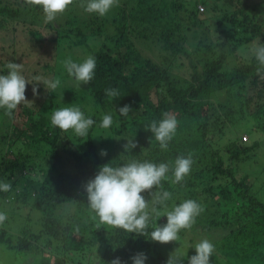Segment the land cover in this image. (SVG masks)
<instances>
[{"label": "trees", "instance_id": "obj_1", "mask_svg": "<svg viewBox=\"0 0 264 264\" xmlns=\"http://www.w3.org/2000/svg\"><path fill=\"white\" fill-rule=\"evenodd\" d=\"M118 6L99 18L82 8L83 15H67L61 26L45 23L39 6L0 0V75L13 62L23 65L29 82L35 76L61 81L59 95L39 82L34 95L33 84H27L25 95L31 97L11 118L0 109V138L11 140L0 162V179L11 181V188L0 197L40 215L37 233L22 232L14 241L0 229V244L13 251L15 261L39 256L35 264H110L117 257L132 264L137 253L146 255L145 264H166L160 243L101 224L87 203L84 186L101 166L135 160L169 165L153 189L171 194L168 208L156 206L161 214L188 199L203 208L191 229L178 234L190 250L207 239L214 245L210 264H264V196L258 188L264 190V66L255 54L248 60L237 54L254 40L264 46V0H125ZM38 24L52 32L43 53H54V60L40 54L44 36ZM16 47L23 52L13 59L9 54ZM88 56L96 59L94 77L71 97L72 77L63 61L81 63ZM111 88L121 96L110 102L105 90ZM62 97L67 106L59 102ZM125 105L131 108L127 117L118 112ZM64 107H79L95 121L85 137L52 126V114ZM165 113L178 124L162 150L148 126ZM104 115L113 119L107 129L100 127ZM131 138L137 147L124 151ZM189 154V174L173 183L176 158ZM141 195L150 211V194ZM64 204H73V212L57 214ZM150 215L148 234L166 219Z\"/></svg>", "mask_w": 264, "mask_h": 264}, {"label": "clouds", "instance_id": "obj_2", "mask_svg": "<svg viewBox=\"0 0 264 264\" xmlns=\"http://www.w3.org/2000/svg\"><path fill=\"white\" fill-rule=\"evenodd\" d=\"M28 6H39L42 8L45 23L52 22L58 14L66 11L74 0H23ZM84 11L95 13L100 17L105 16L113 7L118 6V0H87L86 5L81 3ZM198 5V9H199ZM200 11H204L200 10ZM256 60L264 66V46L254 49ZM64 68L70 77L77 82V86L88 84L94 77L96 59L88 56L81 63L72 59L63 61ZM7 75H0V109H4V115L12 117L13 110L18 105L27 102L25 98L26 85L33 84V94L37 93L36 82L42 83L48 92H54L60 86L59 79H45L35 76L29 82L21 73L23 65L9 62L6 65ZM106 95L110 102L114 98L121 96L116 88L106 89ZM131 108L125 105L118 109L119 115L127 117ZM51 124L61 131L72 130L76 136L85 137L91 126L95 123L92 118H86L79 107H64L56 110L51 116ZM113 123L111 115H104L100 127L109 128ZM177 120L174 115L165 113L164 118L157 124L153 121L148 130L154 134L155 140L162 150H167L168 142L173 138L177 129ZM123 146L124 151L130 152L137 147L134 139H127ZM101 156H106L107 152L101 150ZM193 160L191 154L188 157H177L173 169V183L181 182L191 170ZM169 172V165L160 163L156 165L151 162L132 161L126 165L113 167L109 163L99 168L95 177L89 180L84 186L87 203L99 222L114 229H122L127 233L137 235L146 234L152 241L160 244H168L179 240V233L184 229H191L195 223V218L203 211L201 205L196 201L188 199L172 210H166L163 214L156 207L166 206V201L171 197L168 191L153 192L154 188L161 186V181L166 178ZM11 188L9 183H0V191L7 192ZM148 192L151 196V210L149 211V200H145L141 193ZM151 214L157 217L165 216L167 222L163 226L154 227L150 234L146 232L151 218ZM7 219L5 213H0V224ZM196 254L191 256L188 264H210V257L214 252V245L207 239L195 245ZM183 257L174 253L169 255L166 264H180ZM132 259V264H145L147 259L144 253H137ZM110 264H121L117 257Z\"/></svg>", "mask_w": 264, "mask_h": 264}, {"label": "rangeland", "instance_id": "obj_3", "mask_svg": "<svg viewBox=\"0 0 264 264\" xmlns=\"http://www.w3.org/2000/svg\"><path fill=\"white\" fill-rule=\"evenodd\" d=\"M2 1H3V4L8 2V0H2ZM78 1L79 0H74L73 4L69 5L64 13L58 14L57 18L55 20H53L52 22H56L58 25L62 26L64 24H63V22H61V19H64V18L68 19L67 15L71 16L72 19L78 18L80 15H83L82 7L80 5H81V3H84L86 5L87 0L86 1L84 0L85 2L81 1L79 3H78ZM124 1L125 0H118V5L121 7L122 4L124 3ZM130 5L131 4H129V6ZM90 15L92 17L94 16L93 13ZM75 16H77V17H75ZM96 16H98V15H96ZM99 17L100 16H98V18ZM70 21L74 22L73 20H70ZM38 25L42 26L38 29L41 32V34L44 36V41L42 43L43 46L41 47V53H40V54H42L43 51L45 50V48L48 46L49 40L52 37V32L48 31L45 27H43L44 26L43 24H38ZM21 26L22 25H18L17 27H18L19 31L22 32V36L27 39V37H26L27 34L25 33V31L23 30V28ZM23 44H24V42H23ZM257 47H261V45H259L258 40H254V41H252V43H250L248 45V48L245 52L238 51L237 54L241 55V57L244 60H248L249 58H251L255 54L254 49ZM48 50H49V48L47 49V51ZM22 52H23V50L21 47H16V48H14V53H11L9 55L11 56V58L17 59L20 56V53H22ZM43 54H44V56H47L48 58L52 57V59L54 60V57H55L54 53L44 52ZM151 54H152V51L150 50V55ZM26 58L29 59L30 57L26 56ZM158 58H159V56L155 55L153 57V60L157 61ZM45 59H47V58H44V57L42 58V60H45ZM67 83L70 84V86H68V89H67L68 95H70L71 97L72 96L77 97L79 94H81V92L79 91V87L77 86V82L75 81V79L73 77H72L71 81H68ZM60 90H61L60 87H58L57 89L54 90L53 94L55 93V95L56 94L59 95ZM30 97L31 96L25 95V98L27 101L29 100ZM64 97H66V90L64 93ZM64 97L59 98L58 100L60 103L64 102V104L67 106L66 99ZM80 98H81V96H80ZM80 98H79V101H80ZM80 105L83 107L85 106V109H88V110L93 108V104L91 105V104L85 103V102L81 103ZM15 114H17V113H15ZM239 136L242 138L245 137L244 134H239ZM261 137H264V135L261 134ZM10 144H11L10 139L0 138V162H1L2 157L5 156L6 151L9 148ZM262 156H264V153L262 154ZM263 163H264V158L261 159L260 165L263 166L264 165ZM254 172H255L256 176H258V177L261 176V174H260L261 170L260 169H257ZM253 177H254V175H253ZM261 178H262V176H261ZM262 179H260V180H262ZM0 183L11 184V181H9L5 178H1ZM258 188H259V190H262V192H259L257 190L256 186L254 185V190L256 192H259L260 195L264 196L263 188L262 187H258ZM73 208H74L73 204L60 205L57 208V214L60 213L61 215H65V214L72 213ZM166 208H168V207H166ZM0 213H5L7 216V219L4 221V223L0 224V229H4L6 231V233H8L7 235L11 236V238L14 241L17 240L16 238L18 236L19 237L23 236V233L24 234L37 233L38 228H39L38 224H37V220H38V218H40V215L34 209L31 210L30 206L21 204L20 207L17 208L14 203L13 204L11 203V200L5 201V200H2V198L0 197ZM162 221H163L162 225H164V224H166L167 219L164 220V218H162ZM191 244H195V242H191ZM162 245L160 244L161 247L165 248V250L164 249L163 250H164V253H165L167 259L169 258V255L172 253L183 257L180 264L183 263L182 261L188 260L190 258V256L192 255V252H195L193 248H191V250H192V252H191V250L189 249L190 245H189L188 241L182 237H180L179 240L176 242H170L168 244H162ZM195 254H196V252H195ZM38 259H39V256L38 257H32L30 254H27L25 256V258L15 261L13 251L6 249L2 244H0V264H35V262H37Z\"/></svg>", "mask_w": 264, "mask_h": 264}, {"label": "built area", "instance_id": "obj_4", "mask_svg": "<svg viewBox=\"0 0 264 264\" xmlns=\"http://www.w3.org/2000/svg\"><path fill=\"white\" fill-rule=\"evenodd\" d=\"M199 10H203V7L202 6H199Z\"/></svg>", "mask_w": 264, "mask_h": 264}]
</instances>
